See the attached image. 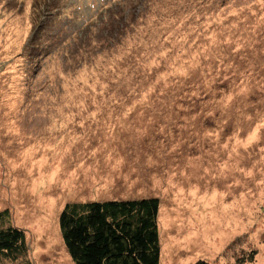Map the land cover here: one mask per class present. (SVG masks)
Listing matches in <instances>:
<instances>
[{
    "label": "rangeland",
    "instance_id": "obj_1",
    "mask_svg": "<svg viewBox=\"0 0 264 264\" xmlns=\"http://www.w3.org/2000/svg\"><path fill=\"white\" fill-rule=\"evenodd\" d=\"M171 2L0 0V211L28 247L0 264H75L64 205L141 197L160 264H264V0Z\"/></svg>",
    "mask_w": 264,
    "mask_h": 264
},
{
    "label": "trees",
    "instance_id": "obj_2",
    "mask_svg": "<svg viewBox=\"0 0 264 264\" xmlns=\"http://www.w3.org/2000/svg\"><path fill=\"white\" fill-rule=\"evenodd\" d=\"M172 0L170 17L193 11ZM147 0H139L144 5ZM204 5L208 0H199ZM176 8V9H175ZM168 9V10H169ZM185 14V12H182ZM166 16V15H164ZM157 197L67 202L58 216L64 246L75 264H160ZM24 231L11 224L8 209L0 211V260H27ZM196 264H208L199 261Z\"/></svg>",
    "mask_w": 264,
    "mask_h": 264
}]
</instances>
